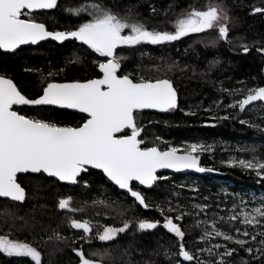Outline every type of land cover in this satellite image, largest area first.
<instances>
[{
    "label": "trees",
    "instance_id": "16d2710c",
    "mask_svg": "<svg viewBox=\"0 0 264 264\" xmlns=\"http://www.w3.org/2000/svg\"><path fill=\"white\" fill-rule=\"evenodd\" d=\"M212 2H223L229 9V15L232 17L229 37L231 44L219 41L215 46L205 47V44L217 36L215 31H208L191 34L181 40L162 45L143 44L134 49L122 47L117 50V54L127 57L122 63V73L142 74L145 78L153 79L168 78L172 80L177 91L179 106L175 110L167 113L142 111L137 116L138 123L145 127L141 136L148 142V146L157 143L156 137H161L162 141L167 142L159 143L161 149L168 146L182 148L192 142L211 146V150L200 154V158L204 166L216 170L217 173H165L161 176L168 179L158 181L151 189L133 183L134 188L146 195L149 209L135 203L128 193L119 190L101 171L95 169L82 173L79 182L74 185L61 183L45 174L19 175L18 182L25 187L29 198L23 203L0 198V213L11 211L23 217L29 225H32L33 221L36 222L31 229H13L12 238L26 240L37 246L42 251V264H78L79 258L72 249L81 246L86 255L91 252H106L103 264H176L177 259L180 264H195L178 256L169 262L163 255L154 254L162 252L161 246L170 248L173 253H178L179 248L174 234L162 227L163 217L156 206L167 207L171 202L173 206L179 205L186 213H193L185 215L180 223L186 232V248L197 253L199 248L225 243L222 238L201 242L199 237L203 226L197 227V220L206 219L210 223L216 216L226 218L232 214L233 204L237 205L238 213L240 199L234 197L236 194L242 193V197H247L245 192L264 191V180L259 179L254 172L227 162V153L237 147H240L245 156L255 155L264 160V103L256 102L244 113H240L239 109H228L225 106L233 99H242L243 95L233 97L224 91L264 87V54L256 50L257 47H264V15L250 14L253 6L261 7L264 3L261 0ZM80 3L81 0H59L57 9L40 11L33 15L38 22L45 23L49 30H71L88 17L85 14L77 18L69 15L64 9ZM105 3L122 13L127 7L138 4L139 7L134 11L139 15L134 17L135 19L144 21L149 28L171 31V22L176 15L189 10L190 7L204 9L208 0H105ZM170 4L174 7L165 17L163 12L168 10ZM153 5L158 10L156 14L151 11ZM254 42L259 43L245 53L242 45H253ZM141 53L144 55L141 56ZM75 56L82 57V62L67 63ZM104 59L82 42L67 41L57 44L47 41L37 46H24L15 53L0 49V74L13 79L23 94L34 99L42 94L47 82L83 81L99 77L97 65ZM214 61L219 63H213ZM173 62H176V66L170 68ZM155 66H159L158 71ZM62 68L64 71L59 72L51 81L43 82L41 74L25 71L41 69L43 75H46L50 70L59 71ZM219 101H223L225 106L218 108ZM15 109L23 115L52 121L61 126H78L86 120L83 114L51 106L25 105ZM225 115L234 118H219ZM241 119L259 127L241 124ZM253 148L255 152L252 151ZM216 178L221 179V182L214 180ZM84 181H87V187L84 186ZM180 185L184 187L181 188ZM176 193H179V196ZM67 196L73 197L72 207L83 208L84 211L74 213L59 209V199ZM96 200L105 201V204L110 206L93 205ZM203 203L210 205L207 215L196 216L197 210L192 208V205ZM125 209L127 211L124 216L118 214ZM178 214L177 212L171 215ZM73 218L89 219L93 225L116 227L122 226L124 219L146 218L161 221V226L143 233L137 232L133 227L115 241L102 242L93 238L89 244L80 239L84 235L83 230L70 227L69 220ZM236 226L242 227L239 222ZM21 227L22 222L17 221L16 228ZM218 227L229 230L227 225L218 224ZM53 230L68 237V242H46ZM8 231L7 227L0 225V234ZM250 246L260 247L258 242H253ZM229 247L236 246L229 244ZM197 254L201 260L212 259L207 252ZM230 259L233 264H240L241 259L250 261V264H264V255L257 252L249 256L243 249H240L238 254L234 253ZM0 264L34 262L28 257H7L6 254L0 253Z\"/></svg>",
    "mask_w": 264,
    "mask_h": 264
},
{
    "label": "snow or ice",
    "instance_id": "6c2138e0",
    "mask_svg": "<svg viewBox=\"0 0 264 264\" xmlns=\"http://www.w3.org/2000/svg\"><path fill=\"white\" fill-rule=\"evenodd\" d=\"M261 2L264 3V0ZM58 7L59 0H0V49L15 53L22 45H38L49 38L61 43L74 38L107 58L106 62L97 65L102 76L83 81L47 82L46 87L42 89V95L32 99L22 93L13 79L0 74V198L20 203L29 198L25 187L18 182V174H46L58 178L59 181L76 184L81 173H86L90 166L102 170L108 180L120 189L126 190L134 198L135 203L149 209L150 204L146 195L134 188V181L152 188L157 181L168 179L157 175L160 169L211 171L200 166V154L210 151L211 146L192 143L182 148L168 146L162 150L159 143L167 142L162 141L161 137H156L157 143L148 146V142L141 136V133L145 132V127L138 123L137 116L145 109H157L161 112L175 110L178 107L177 91L172 80L168 78L153 79L145 78L142 74L122 73V63L127 57L118 55L117 50L122 47L134 49L143 44L162 45L181 40L191 34L208 31H215L217 36L205 44V47L215 46L219 41L231 44L229 37L232 17L226 5L223 2L213 3L212 0H208L204 9L190 7L189 10L176 15L171 22V31L149 28L144 21L135 19L134 17L139 15L134 11L139 7L138 4L127 7L122 13L105 3V0H81L77 6L66 7L64 11L69 15L80 18L86 14L88 17L71 30H49L45 23L34 18L33 13L36 10ZM173 7L170 4L163 15L167 17ZM151 11L153 14L158 12L154 5L151 6ZM250 14L264 15V6H253ZM257 43L259 42L242 45L243 51L248 53ZM256 50L264 54V47H257ZM143 55L141 53V56ZM80 62L82 57L75 56L67 63ZM174 66L176 62H173L170 68ZM155 67L158 71L159 66ZM25 71L41 74L43 82L51 81L64 69L50 70L46 75H43L41 69ZM224 91L233 97L242 94L243 98L233 99L226 106L223 101H219L218 108L225 106L228 109H239L240 113H244L256 102L264 103V87ZM22 105H51L77 109L87 113L88 119L78 126H61L45 119L22 115L14 110V106ZM219 118L227 120L234 117L225 115ZM240 123L259 127L248 120L241 119ZM252 151L255 152V149ZM229 163L232 166L239 164L264 180V160L255 155L250 160L233 158ZM84 186H88L87 181H84ZM180 187L183 188L184 185ZM176 195L179 196V193ZM72 203V196L60 198L58 208L74 213L84 211L83 208L72 207ZM247 203L241 199V204ZM98 204L110 206L102 200L93 201V205ZM156 207L163 217L162 227L174 234L179 244L178 253H173L170 248L163 246L162 252L154 253L163 255L166 261L170 262L178 256L195 264H233L230 258L234 253L238 254L240 249L249 256L257 252L264 255V198H261L257 207L251 210L245 208L238 213L237 205L233 204L231 215L226 218L216 216L210 224L207 220L196 221L197 227L203 226V232L199 237L201 242H210L216 238H222L225 242L197 249V253L207 252L212 257L209 260H201L197 253H193L185 246L186 232L180 222L185 215L193 213H186L179 205L173 206L171 202L167 207L160 205ZM192 208L197 210L196 216L207 215L210 205L193 204ZM126 211L127 209L122 210L118 214L124 216ZM177 212L178 215H171ZM17 221L22 222L21 228H16ZM237 222L242 227L236 226ZM35 223L33 221V224L29 225L23 217L11 211L0 213V225L9 229L7 233L0 234V253L6 254L7 257H28L34 264H42V251L37 246L26 240L12 238L13 229L16 231L31 229ZM218 224L227 225L229 230H223ZM69 225L73 229L83 230L84 235L80 239L90 244L93 238L102 242L115 241L133 227L141 233L154 230L161 226V221L146 218L124 219L122 226L116 227L93 225L89 219L73 218L69 220ZM68 239L53 230L46 242L58 241L66 244ZM253 242H258L260 247L250 246ZM229 244L236 247H229ZM72 250L78 256L79 264H103L104 256L107 254L91 252L86 255L83 246ZM176 264H180L179 259L176 260ZM240 264H250V261L241 259Z\"/></svg>",
    "mask_w": 264,
    "mask_h": 264
},
{
    "label": "water",
    "instance_id": "95a60500",
    "mask_svg": "<svg viewBox=\"0 0 264 264\" xmlns=\"http://www.w3.org/2000/svg\"><path fill=\"white\" fill-rule=\"evenodd\" d=\"M50 10H54V9H50ZM50 10H36L34 13H36V12H40V11H50ZM61 31H63V30H61ZM47 41H51V42H55V43H57V44H63V43H65V42H67V41H77V40H75L74 38H70L69 40H66V41H64V42H58V41H55V40H53V39H51V38H49V39H47V40H45V41H41L39 44H41V43H43V42H47ZM78 42H80V41H78ZM38 44V45H39ZM24 46H28V45H22L20 48H22V47H24ZM32 46H37V45H32ZM19 48V49H20ZM2 50V49H1ZM18 50V49H17ZM16 50V51H17ZM2 51H4V50H2ZM4 52H6V51H4ZM105 58V57H104ZM106 59L107 58H105L104 59V61H102V62H106ZM101 62V63H102ZM97 69H98V71H99V73H100V76L99 77H101L102 76V73L100 72V70H99V68L97 67ZM99 77H96V78H99ZM93 79H95V78H93ZM65 82H70V81H65ZM58 83H64V82H58ZM174 86V85H173ZM42 95V94H41ZM177 96H178V94H177ZM22 106H25V105H22ZM46 106H51V105H46ZM178 106H179V98H178ZM16 107H19V106H14V110H16L15 108ZM51 107H56V108H60L59 106H51ZM61 109H65V108H61ZM67 110H70V111H74V112H77V113H80V114H83V115H85L86 116V120L88 119V114L87 113H82V112H80L79 110H77V109H67ZM17 111V110H16ZM143 111H149V112H155V113H167V112H169V111H167V112H161V111H159V110H157V109H145V110H143ZM170 111H172V110H170ZM19 112V111H18ZM21 114V113H20ZM23 115V114H22ZM85 120V121H86ZM84 121V122H85ZM83 122V123H84ZM82 123V124H83ZM163 150V149H162ZM200 166L201 167H204L205 169H211V171H204V172H200V171H197L196 169H183V170H180V171H176V170H174V169H160V170H158V172H157V175L158 176H161L162 174H165V173H194V174H199V175H205V174H212V173H217V171L216 170H214V169H212V168H209V167H206V166H204L203 164H202V162H201V158H200ZM88 169H95V168H92V167H88ZM95 170H98V171H101L102 172V170H100V169H95ZM103 173V172H102ZM27 174H32V173H27ZM104 174V173H103ZM19 175H24V174H18V176ZM46 175V174H45ZM81 175H82V173H81ZM105 175V174H104ZM47 176V175H46ZM106 176V175H105ZM49 177V176H48ZM50 178H55V179H57L58 180V178H56V177H50ZM107 178V177H106ZM78 179H79V177H78ZM108 179V178H107ZM59 181V180H58ZM110 181V180H109ZM61 183H64V184H69V185H74V184H72V183H70V182H67V181H60ZM111 182V181H110ZM158 182V181H157ZM113 183V182H112ZM133 183H137L139 186H141V187H143V188H146V189H151V188H148L147 186H143V185H140L138 182H133ZM77 184V183H76ZM114 184V183H113ZM115 185V184H114ZM116 187H118L117 185H115ZM154 186V185H153ZM152 186V187H153ZM119 188V187H118ZM119 190H121V191H123V192H126L127 193V191L126 190H123V189H120L119 188ZM128 195H129V197L130 198H132L131 196H130V194L128 193ZM1 199H7V198H1ZM132 199H134V198H132ZM79 264V263H78Z\"/></svg>",
    "mask_w": 264,
    "mask_h": 264
},
{
    "label": "rangeland",
    "instance_id": "374dc122",
    "mask_svg": "<svg viewBox=\"0 0 264 264\" xmlns=\"http://www.w3.org/2000/svg\"><path fill=\"white\" fill-rule=\"evenodd\" d=\"M192 143H196V142H192ZM192 143H190V144H192ZM239 148L240 147L234 148L227 153V162L228 163L233 158H235L236 160H250V159H252L253 156H250V157L245 156V154ZM236 165H239V164H236ZM214 180H216L217 182H221V179H219V178H216ZM239 192H242V191H239ZM245 194H248L247 197H245V196L242 197V193H238L234 196L236 199H238V200L240 199L239 200L240 201V204H239L240 208H239L238 212H240L242 209H245V208H247L248 210H251V208L257 207L261 198H264V191L263 190H259V191L253 190V191L245 192ZM243 195H244V193H243ZM241 199H243L244 201H246L248 203L247 204H241ZM203 220H206V219H203Z\"/></svg>",
    "mask_w": 264,
    "mask_h": 264
}]
</instances>
